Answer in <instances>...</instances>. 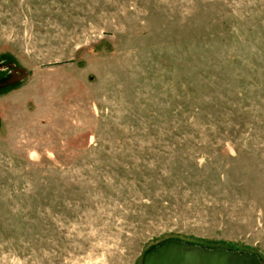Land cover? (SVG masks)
Segmentation results:
<instances>
[{
    "label": "rangeland",
    "instance_id": "374dc122",
    "mask_svg": "<svg viewBox=\"0 0 264 264\" xmlns=\"http://www.w3.org/2000/svg\"><path fill=\"white\" fill-rule=\"evenodd\" d=\"M170 240L264 264V0H0V264Z\"/></svg>",
    "mask_w": 264,
    "mask_h": 264
},
{
    "label": "water",
    "instance_id": "95a60500",
    "mask_svg": "<svg viewBox=\"0 0 264 264\" xmlns=\"http://www.w3.org/2000/svg\"><path fill=\"white\" fill-rule=\"evenodd\" d=\"M142 264H262L255 254L208 247L178 240L165 241L148 250Z\"/></svg>",
    "mask_w": 264,
    "mask_h": 264
}]
</instances>
